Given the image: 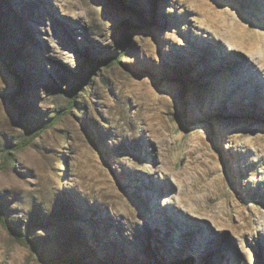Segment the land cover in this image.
I'll use <instances>...</instances> for the list:
<instances>
[{"label": "rangeland", "instance_id": "rangeland-1", "mask_svg": "<svg viewBox=\"0 0 264 264\" xmlns=\"http://www.w3.org/2000/svg\"><path fill=\"white\" fill-rule=\"evenodd\" d=\"M122 1L0 0V161L45 126L0 171L8 220L82 264H264V64L212 18L264 31V0ZM0 264L51 263L0 222Z\"/></svg>", "mask_w": 264, "mask_h": 264}, {"label": "trees", "instance_id": "trees-1", "mask_svg": "<svg viewBox=\"0 0 264 264\" xmlns=\"http://www.w3.org/2000/svg\"><path fill=\"white\" fill-rule=\"evenodd\" d=\"M121 3L123 2L122 0H119ZM139 14L141 15V24L138 25L137 29H146L151 27L152 22L147 18V16L144 13L139 12ZM152 14L153 16L156 15V9H152ZM123 23V28H124V37H125V42L124 45L122 47V52L125 51L129 45H130V37H129V31L131 29L132 26H134V24L131 21L125 20L122 22ZM137 26V25H136ZM83 54L85 56V59L87 61H89L91 64L95 65V60L92 57L91 52L88 49H85L83 51ZM119 56V57H118ZM117 57L113 58V57H106L102 59V62L105 63L107 66H111L113 63H115L116 61H120L121 57L120 54H118ZM15 74L18 76L17 79L19 80V82L23 83V78L20 76V74L18 72H15ZM89 82L87 80L86 77H83V79L80 80L79 84H78V91H74L73 93H71V97H70V106L74 107V105L76 103H78V99H77V93H79L80 89H83L85 85H87ZM23 106V105H22ZM25 108L23 107V110ZM24 112L26 113V111L24 110ZM25 114L23 113V115L21 116L22 119V123L23 126L27 132V138L19 143L16 144H12L8 147V149L6 150V155L5 158L3 160L0 161V171L5 169L7 167V165L9 164L10 160H11V155L13 153L14 150L22 147V146H27L30 145L37 136H39L43 130H45V126H41V127H34L31 122L29 120H27V118L24 116ZM53 120V119H52ZM0 222L7 227L13 234V236L21 241V242H27L30 243L31 246L33 247V250L35 251V253L42 258L43 260L51 263V264H62V263H70V264H82L80 261L75 260L74 258H65V257H51L49 256L46 252H44L42 250V248L39 246V243L37 242V240H35L34 238H32L29 235H26L22 232V230L17 227L16 225L10 223V221L7 218V213H6V209L5 206L3 204V202L0 201Z\"/></svg>", "mask_w": 264, "mask_h": 264}, {"label": "bare ground", "instance_id": "bare-ground-1", "mask_svg": "<svg viewBox=\"0 0 264 264\" xmlns=\"http://www.w3.org/2000/svg\"><path fill=\"white\" fill-rule=\"evenodd\" d=\"M234 11L230 7H224L212 18L217 22L224 24L232 31V36L238 40L239 45L243 46L250 54L253 55L258 64H264V31L259 28H251L248 23H243L233 16ZM262 216H258L261 218ZM259 226V225H257ZM243 228H248L247 224ZM260 230L259 227L253 226L252 229Z\"/></svg>", "mask_w": 264, "mask_h": 264}]
</instances>
